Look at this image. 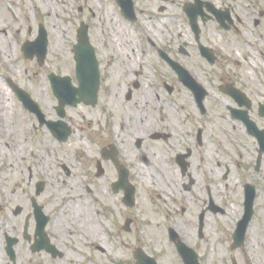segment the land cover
<instances>
[{
  "label": "flooded vegetation",
  "instance_id": "obj_1",
  "mask_svg": "<svg viewBox=\"0 0 264 264\" xmlns=\"http://www.w3.org/2000/svg\"><path fill=\"white\" fill-rule=\"evenodd\" d=\"M97 1L103 12V0ZM118 1L113 0L120 27L128 29L124 31L115 19H110L108 25H102L101 41L94 34L97 15L88 0H0V264H50L65 257L49 228L54 219L49 215L45 231L38 229L34 203L40 204L45 191L37 194L41 179L35 178L38 167L47 164V156L53 155L54 145H67L78 133H87L88 141L96 145V153L83 158L79 184L87 180L86 190L92 193L98 186L96 182L104 181L111 172L108 185H99L105 209L107 195L101 192L106 190L117 197L125 210L136 208L137 177L153 185L161 176L167 186L165 203L167 191L171 187L177 190L180 179L183 202L178 204L173 198L169 208L163 203L155 209L156 215L163 213L167 220H174L171 227L178 233L182 232L179 225L185 217L199 222V228L203 221L204 232L207 219L228 216L229 206H240V212L232 218L229 247L218 264H241L237 257L242 255L247 261L249 257L259 259L252 248L255 235L250 233L262 203L258 202L259 186L264 178V152L256 134L264 131V0H130L133 10L128 14L121 10ZM141 30L146 33L145 40ZM83 31L86 37H82ZM92 48L100 66L96 92V77H90L91 99L96 100L61 108L52 78L69 76L79 98L78 54H86ZM100 49L111 54V58H103ZM122 51L126 52V59ZM65 55L72 73L63 71L65 64L60 57ZM148 55L153 57L151 69L158 63L174 73L165 55L186 66L206 91L202 104L183 84L190 99L183 118L176 111L184 106L165 102L163 107L157 103L161 97L156 96L155 90L160 92V85L149 83L150 90L146 88L141 96L145 86L139 78L148 66L141 63ZM189 59L195 64L193 69L185 63ZM119 74L125 84L121 97L115 95V90L109 93L105 86L108 79L115 84L114 78ZM166 82L162 83L164 90L173 96L178 84L167 82L172 85L169 90ZM29 96L32 101L27 100ZM33 101L39 112L31 107ZM80 106L89 111H76ZM61 111H65L64 117ZM64 130L71 132L65 142L60 138ZM63 171L72 175L71 166L65 164ZM42 172L50 176L43 165ZM11 174H17L24 182L28 178L30 187V196L25 193L29 203L25 198L14 209L2 199L9 190ZM217 177L233 193L223 204L214 189ZM236 183L241 188L240 201L234 194ZM248 184L257 188L254 213L244 242L233 249L235 229L246 211ZM132 187L135 195L131 201L128 194H132ZM150 191L158 194L154 189ZM194 192L197 198L185 196ZM128 218L132 232L138 220L128 215L123 221ZM48 239L57 249L55 253L48 249ZM260 240L257 243L264 242L263 235ZM92 246L105 254L101 243ZM81 257L86 263L91 262V256ZM174 258L177 264H184L176 247Z\"/></svg>",
  "mask_w": 264,
  "mask_h": 264
},
{
  "label": "rangeland",
  "instance_id": "obj_2",
  "mask_svg": "<svg viewBox=\"0 0 264 264\" xmlns=\"http://www.w3.org/2000/svg\"><path fill=\"white\" fill-rule=\"evenodd\" d=\"M88 2L90 3V7L93 9L94 13L97 15L94 19L93 25L94 34L99 40H103V35L101 34L102 25L107 24L110 19H115L114 22L116 23V25L119 28L124 29V31L128 29L127 27H120L121 21L119 19V12L113 0L102 1V6H104L103 12L100 11V4L98 3V1L96 2V0H88ZM100 19H104V21H100ZM141 37L144 40L146 39V33L142 30ZM102 49H100V55L105 59H110L111 54ZM146 52L149 53L148 50H146ZM137 54L139 56V51H137ZM60 58L63 64H65L62 66L64 68V73H72L73 69L69 68L70 65H68V63L66 62L69 60V57L65 55ZM142 59L143 62L141 63V66L144 63L148 66L144 69L143 76L139 78L140 82H142L143 86H145L140 92L141 96L144 95L146 88L150 90L149 83H152L153 85H160V92L158 88L155 90L156 96L159 95L161 97V99H159L157 103L163 106L165 102H171L179 108L184 106V109L176 111L179 113L181 118H183V115L188 110V102L190 100L189 94H187V89H185L182 84L178 83V77L176 76V74L174 75L173 72L171 73L168 68L163 67L161 64L157 63L154 65L153 69H151L150 63L153 59L151 55H148L147 58ZM185 63L190 69H193L192 65H195L193 60L191 59L185 60ZM118 76L119 77L116 76L114 78L115 84L113 83L112 79H108L105 83V86L109 89V93H112L115 90V95H120L121 97L122 93L125 91V84L123 82L124 77H122L120 74ZM164 81L170 82L172 84L176 81V84H178V89L175 91V94H173V96L169 95L164 90V87L162 85ZM126 82H128V80H126L125 83ZM161 90L164 93H161ZM165 94L169 96V99L166 98ZM83 108V106H80V108L76 111H89L86 108ZM167 112L168 111L164 112V117L166 116ZM82 136L84 137L83 139ZM88 138L89 136L87 135V133H78L76 136H73L71 138L69 144L67 145L59 147L57 146V144H55L54 150L52 151L53 155L51 156V158H48L47 156V164H42L47 169L50 176L48 177L47 174H43L41 164V166L38 167L37 170L35 180L37 181L38 178L47 180V182H45L47 187L45 189V192L41 196L42 198L40 204L44 205L45 212L54 219L49 228L50 230H52L53 234H55L56 241L59 243L65 253V257L63 258V260H56L55 263L50 262V264H74V262L75 264H77V259L86 262V260L82 259V255L91 256L89 258L91 262H88L87 264H105L108 262L112 264H136L132 255L140 247H142L146 251V253L157 256L156 259L158 260V262H160V264H177V260L176 258H174L175 245L169 241L168 234V228H170L171 225L174 224V220H167L165 218L166 215H164L163 213L156 215V213L154 212V210L157 209V206L155 205L156 203L152 202L150 192L146 190L148 188L143 184L145 182L138 177V205L136 208L132 210L130 209L131 211L125 210V208L121 206L120 201L117 199V197L114 198L113 194H111L109 191L106 190L105 193L101 192L102 194L107 195V204L110 205V210H107L106 213L105 210L103 212L101 211V215L104 216V219H102V225L104 227L106 226V231H108V235L105 236L106 252L104 255L99 252L98 249L97 251L95 247L93 248V246L90 245V242L85 241L84 243L81 239L74 241L73 235H71L70 232H64L62 224L68 217H66V215L62 216L60 214V207H58L59 202L55 199L54 190L56 188L60 189L63 186L75 189V191L76 189H78V193H81L83 196H87L90 199H93V205H98L101 207L100 203H97V201L99 200L98 196H100L99 189L100 191L102 190V187H99V185L102 184L105 188V186L108 185V181H110L109 175H111V172H108L104 181L99 182L98 180L96 182L98 186L95 188L93 194L87 193V180L84 181V177H82L84 181L82 185L79 184V172L81 171V166L85 165L82 163L83 158H85V155H88L89 157L90 155L93 156V154L96 153V145L93 144V141H88ZM89 162L90 160L88 161V163ZM65 164L69 167H72L71 176H67V174H65V172L63 171V166ZM111 178L113 177L111 176ZM217 178L218 179L214 186V189H216L218 199L223 204L231 198V194L233 193L230 191L231 188H229L225 184L223 179L219 177ZM25 179L26 182L20 181V176H18L17 174H11L8 177L7 185L9 190L7 191L6 197L2 199L4 204L10 203L9 207H11V209H14L16 206H20L25 198L28 199V197H26L25 195L26 192L27 195L30 196V187L28 184L29 180L28 178ZM181 184L182 180L179 179L178 185L180 186V188ZM179 186L177 190L176 188L171 187L167 191L168 200L165 203L166 207L169 208L170 205L173 204V198H176L178 204L183 202V199L180 195ZM259 187L261 196L259 197L260 199L258 200V202L262 203L258 205L259 211L255 218L254 228L252 229L253 231L250 233L253 237L255 235L256 243H253L252 248L253 251L258 254L259 259L254 260L249 257L247 261V259L243 258V255L241 256V258L238 256V261L241 264H264V242L257 243V240L258 242L261 241L260 237L262 235L264 236V178H261ZM235 188L237 189V191L234 194H237V201H240L239 193L241 191V188L239 187V184L236 183ZM193 195H196L195 198L198 197L195 192L191 195L189 194L185 196L191 198ZM146 206L150 209H147ZM239 207L240 206H229L231 211L228 216H213L210 219H207L204 229L205 236L203 237V239L200 238V233L198 232L199 222H197L195 219H186L187 217L181 220L179 226L182 229V232H180L182 233V238L191 247L197 249L198 253L201 255V262L205 261L207 264H218V262H220V259H222L223 257L222 253L225 252V248L229 247L227 237L229 233H231L230 227L232 226V218H234V216L240 212ZM128 215L136 218L138 220V225L134 226V230L132 232L126 233L123 228V217ZM259 223L261 226L258 225ZM152 225H154L155 228L153 233L151 229ZM258 226L261 229H258ZM164 243H167L172 250L171 258H169L164 252L166 246L164 245ZM226 252H228V250ZM93 261H96V263H94Z\"/></svg>",
  "mask_w": 264,
  "mask_h": 264
},
{
  "label": "bare ground",
  "instance_id": "obj_3",
  "mask_svg": "<svg viewBox=\"0 0 264 264\" xmlns=\"http://www.w3.org/2000/svg\"><path fill=\"white\" fill-rule=\"evenodd\" d=\"M121 53L126 59V52L122 51ZM166 187V182L161 176H158L157 182H154L153 185L149 183L147 184L148 190L154 189L158 192V208L161 207L162 203H165ZM77 190L78 189L75 191V189L64 186L60 189L56 188L54 190L55 199L59 202L58 207H60V214L62 216L66 215V217H68L63 222L62 228L64 229V232H70V234L73 235L74 241L81 239L84 243L86 241L90 243L99 242L104 244L105 232L104 226L102 225V219H104V216L101 215V211L103 212L102 203L104 202V198L98 196L99 200L97 203H100L101 207L98 205H93V199L83 196L81 193H78ZM106 199L108 200V198ZM151 229L153 233L155 230L154 225H152ZM164 245H166V255L171 258L172 250L167 243H164ZM76 263L84 264V261L77 259Z\"/></svg>",
  "mask_w": 264,
  "mask_h": 264
},
{
  "label": "water",
  "instance_id": "obj_4",
  "mask_svg": "<svg viewBox=\"0 0 264 264\" xmlns=\"http://www.w3.org/2000/svg\"><path fill=\"white\" fill-rule=\"evenodd\" d=\"M119 2L123 7V11L128 14L129 11L131 10L130 2L128 0H119ZM78 57H79V77L81 78V87H80L81 99L84 101H89L87 99V95H89V92H90V80L89 79H90V76L92 75V70L96 72L98 69L97 63L95 61L94 51L91 50L87 52L86 54H79ZM169 63L172 64L173 68L179 74L180 80L182 81V83L191 87L194 93L199 97L200 102H201L206 96L202 86L198 83H195L191 74L188 73V71L184 69L179 63L172 62L171 60H169ZM61 84L63 85V88L61 87L58 88L59 90L58 97H60L62 106H63L65 104H70L74 100H76L74 98V93L76 92L74 91V89L71 87V85L69 84L67 80H64L63 83ZM72 104H76V102ZM61 132L64 135L63 138L66 139L68 137V132H66V130L61 131ZM42 189H43V186H41V189H39V192H41ZM247 197L249 198V201H248V209H249L252 206L251 202L253 200L252 189H250V191L248 192ZM35 207H37V218H39V222H41V229H42L43 226L46 225L48 218L44 216L42 208H39L38 206H36V204H35ZM250 215L251 213L248 214V216ZM245 224L243 225L242 229H240V235H243L245 231L244 230ZM174 239L175 241L177 240L176 237ZM239 241H241V238H239ZM177 245H178L180 253L184 255L185 259L186 257H188L187 256L188 254H191L189 255L190 256L189 261H188L189 263L187 262V264H198V260H197L198 257H197V254L194 253V251L192 252L187 247V245L184 243H177ZM136 256L139 260L138 264H156L153 258L146 256L145 253L141 250L140 252L136 254Z\"/></svg>",
  "mask_w": 264,
  "mask_h": 264
}]
</instances>
